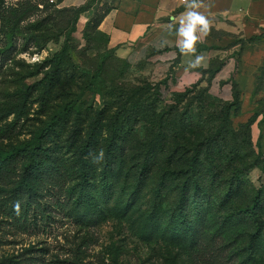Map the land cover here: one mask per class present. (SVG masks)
<instances>
[{
	"label": "rangeland",
	"instance_id": "374dc122",
	"mask_svg": "<svg viewBox=\"0 0 264 264\" xmlns=\"http://www.w3.org/2000/svg\"><path fill=\"white\" fill-rule=\"evenodd\" d=\"M56 2L3 0L0 5V11L5 10L8 16V26L15 28L13 36L7 37L1 30L3 22L0 14V149L10 148L31 138L71 97L80 98L81 120L85 127L101 110L104 113L100 122L106 124L114 111L123 109L124 102H127L126 108H130L124 113L134 115L121 134L124 146L117 168L120 162L122 166L111 179L112 193L106 218L93 225L75 221L62 209L60 201L64 193L58 189L41 199V211H36L35 215L31 213L30 221L24 226L15 222L5 206L0 204V264H169V257L173 255L176 264H212L203 260L206 255L196 257V253L185 248L178 250L168 247L162 240H144L130 218L115 214L111 208L113 204H121L132 189L138 176L139 163L160 120L169 118L164 127L167 142H164L161 152L158 150L160 163L154 168L161 173L167 168L187 169L189 165L185 162L189 154L209 138L207 129L214 115L222 112L223 100L201 85L179 101L177 93L191 86L179 91L172 90L163 80L153 78L145 63H128L109 46L104 34L97 31L93 24H88L89 19L85 22L80 18L75 19L73 13ZM98 2L96 0L93 5L99 6ZM99 8L103 9L101 6ZM65 43L68 44L73 65H65L60 86L54 88L52 94L44 95L41 89L33 85L47 70L45 61ZM99 73L92 86V76ZM134 103L139 105L140 111H132ZM189 107L195 108L194 114L199 116V121L207 122L205 129L189 119ZM75 116L74 113L73 118L64 124L62 132L54 134L53 141L47 139V144L56 142L55 152L65 164L66 171V166H69L68 185L76 181V148L70 145ZM237 120L233 118L235 128L238 127ZM107 134V129H102L100 139ZM230 143L236 144L245 153L246 165L251 160V164L263 162L264 143L261 138L253 141V149L247 148L242 141L239 144ZM99 148L97 151L100 152L102 149ZM96 157V154L92 155L94 162ZM254 158L258 159L255 161ZM205 169L204 163L198 166L200 173ZM228 170V163L217 164L218 178L211 186L213 190L224 188ZM93 176H97L95 167ZM181 179L165 178V214L176 205ZM157 182L156 176L144 181L135 203V207L142 212L152 208L153 190ZM262 185L264 173L260 165L254 164L245 172L235 202L247 203L253 191ZM241 244V254L235 256L238 260L247 254L244 252L247 241ZM253 256L257 264H264V246ZM223 258L218 259V263L232 264V260H226L225 254Z\"/></svg>",
	"mask_w": 264,
	"mask_h": 264
},
{
	"label": "trees",
	"instance_id": "16d2710c",
	"mask_svg": "<svg viewBox=\"0 0 264 264\" xmlns=\"http://www.w3.org/2000/svg\"><path fill=\"white\" fill-rule=\"evenodd\" d=\"M56 1L60 4L62 0ZM95 1L87 0L79 6L63 8L73 13L77 20L83 12L94 8V14L88 20V24H93L97 31L104 34L108 43V36L99 29V25L110 10V6L104 3L101 9L100 0L99 6L93 5ZM2 4L3 0L0 1V5ZM5 13V10L0 11L3 22L1 30L7 37H12L15 28L8 26L9 19ZM263 37L264 32L249 37L248 41ZM238 41L242 46L246 40L242 38ZM44 64L48 68L33 86L41 89L44 95H49L53 93L54 88L60 86V81L64 78L65 65L70 64V67L73 65L68 44L65 43ZM218 68L219 65H216L211 72ZM99 76L100 73L92 76V86ZM257 81V89H260L264 85V68ZM199 86H201L199 83H195L184 92L177 93L178 100H184ZM241 97L242 91L234 82L233 99L223 100L222 112L214 115L213 122L207 129L209 138L205 144H201L189 154L185 162L189 165L187 169L167 168L161 173L158 168H154V165L160 163L161 154L157 152L158 150L161 152L167 142L164 127L169 118H163L156 124L147 152L139 163L138 176L132 189L121 204H113L111 208L115 214L130 218L139 236L144 240H162L168 247L178 250L185 248L191 253H196V257L206 255L203 260H208V263L212 264L218 263V259L223 260L224 254L226 260L233 261L232 264L258 263L253 253L264 246V185L253 191L247 203L235 202L234 198L240 191L239 186L249 167L254 164L260 165L264 173V160L261 164L258 162L251 164V160L250 164L246 165L245 153L230 142L239 144L242 141L247 148L253 149L251 126L264 110L262 107L256 109L247 121L238 123V127L235 128L233 118L241 111ZM79 101L78 96L67 99L60 110L51 116L46 125L35 131L31 138L10 148L0 149V204L5 206L7 213L19 225L28 224L30 215L41 211V199L55 189L64 193L63 200H58L64 212L75 221L93 225L106 218L108 201L112 193L111 179L119 173L122 166L120 162L117 168L124 146L121 134L124 128L129 126L134 113H124L130 109L126 108L127 102H124L123 109L114 111L106 124L100 122L104 113L101 110L97 112L98 115L92 116L85 127L81 120ZM131 109L137 111L139 105L134 103ZM194 112L195 108H187L189 119H193L198 127L205 129L208 126L207 122L199 121V116ZM74 113L76 116L72 120L70 145H75L76 148L74 160L76 181L68 185L66 180L69 178V166H66V171L65 164L55 152L56 142L53 145L47 144V139L53 141L54 134L58 135L63 131L64 124L73 118ZM102 129H107L108 134L100 139ZM240 133L243 135L240 136ZM230 137L234 139L230 140ZM99 147L102 149L100 152L97 151ZM94 154L97 155L95 162L94 158L92 159ZM256 159L258 158H254L255 161ZM225 162L229 165L225 186L213 190L211 186L218 178L217 164ZM203 163L206 169L200 173L198 166ZM94 167L97 169L96 177L93 176ZM154 176L158 182L153 190L152 208L142 212L140 208L135 207V203L144 181ZM179 177L182 179L178 185L176 205L165 214L163 205L165 178ZM243 241H247V245L244 246V252L247 254L242 260H238L235 256H240ZM169 258V264H176L175 255Z\"/></svg>",
	"mask_w": 264,
	"mask_h": 264
},
{
	"label": "crops",
	"instance_id": "0c3cea01",
	"mask_svg": "<svg viewBox=\"0 0 264 264\" xmlns=\"http://www.w3.org/2000/svg\"><path fill=\"white\" fill-rule=\"evenodd\" d=\"M86 1L62 0L60 5L73 7ZM104 3L110 10L99 29L120 58L132 65L145 63L153 78L176 91L199 83L213 96L230 101L237 83L242 91L241 111L234 117L238 123L247 121L256 109L264 110V85L257 89L264 68V37L248 41L264 32V0H100L99 5ZM189 12L201 14L208 31L200 32L197 25L192 50L182 52L177 45L184 37L177 30ZM93 14L94 8L83 12L80 20ZM242 38L246 41L241 46ZM200 55L203 59L194 65ZM216 65L219 68L212 73ZM251 135L253 141L261 138L264 143V111L252 124Z\"/></svg>",
	"mask_w": 264,
	"mask_h": 264
},
{
	"label": "clouds",
	"instance_id": "9594fccd",
	"mask_svg": "<svg viewBox=\"0 0 264 264\" xmlns=\"http://www.w3.org/2000/svg\"><path fill=\"white\" fill-rule=\"evenodd\" d=\"M197 25H199V31L207 33L208 31V21L199 13L189 12L186 23H182L181 27L177 30L179 35L184 37L183 42L178 43L177 47L180 51L185 49L192 50L193 44L195 43L197 36L194 34L197 31ZM175 54H172L174 58ZM203 59L202 55L197 56L194 61V65L200 64Z\"/></svg>",
	"mask_w": 264,
	"mask_h": 264
}]
</instances>
